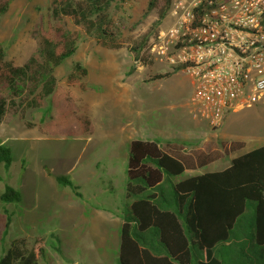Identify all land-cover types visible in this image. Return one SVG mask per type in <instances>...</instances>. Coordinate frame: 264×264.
Masks as SVG:
<instances>
[{"label": "rangeland", "instance_id": "374dc122", "mask_svg": "<svg viewBox=\"0 0 264 264\" xmlns=\"http://www.w3.org/2000/svg\"><path fill=\"white\" fill-rule=\"evenodd\" d=\"M74 1L86 6L92 0ZM147 3L93 0L83 15L73 16L63 13L57 0H9L0 14V45L5 59L28 67L19 94L4 93L7 109L0 121V141L11 148L12 162L7 170L0 167V194L9 184L19 190L21 201L0 198V254L14 239L24 237L31 242L35 235H41L47 255L39 264H118L113 259L119 236L115 225L125 212L122 180L127 179L128 136L154 132L150 127L164 132L195 131L188 115L190 87L177 95L169 92L174 81H185L186 73L145 81L169 66L152 56V67H144L130 51L136 37L157 19ZM98 14L109 18L113 41L104 42L99 35ZM168 20L166 16L160 21V29ZM49 25L63 30L75 45L72 56L53 66L54 86L69 91L79 109L91 118V133L59 135L40 129L54 113L50 94L44 92L47 54L40 33ZM75 62L87 71L85 90L68 83ZM133 66L135 70L130 72ZM202 124L206 148L229 152L233 141L248 134L260 139L247 142L244 150L264 144V97L227 112L219 127ZM236 154L228 153L195 174L222 169ZM58 174L79 185L82 196L58 184ZM175 180H182V176ZM4 208L13 211L7 228ZM96 212H101L100 218Z\"/></svg>", "mask_w": 264, "mask_h": 264}, {"label": "trees", "instance_id": "16d2710c", "mask_svg": "<svg viewBox=\"0 0 264 264\" xmlns=\"http://www.w3.org/2000/svg\"><path fill=\"white\" fill-rule=\"evenodd\" d=\"M92 1L86 6L74 0H57V3L63 13L75 16L83 15ZM170 2L148 0L147 8L156 11L157 19L130 47L135 61L144 67H152L155 61L149 54L148 44L160 29V21L167 16ZM8 3L9 0H0V14ZM97 18L99 35L104 42L113 41L115 35L109 18L100 14ZM40 33L47 54L44 92L50 94L54 110L40 129L59 135L91 133V118L79 109L69 91L54 86L51 75L54 65L72 56L75 45L57 26L49 25L40 29ZM27 68L5 59L0 45V121L7 109L5 91L12 96L19 94ZM180 68L155 72L145 81L168 78ZM72 69L68 83L85 90L86 69L79 62H75ZM134 70L133 66L130 72ZM240 144L235 141L230 147ZM212 157L206 156L204 163ZM190 158L189 155L177 158L155 139L129 141L127 201L120 227L119 264H264V144L232 158L223 169L175 181L185 167L192 165ZM11 162V148L0 141V167L7 170ZM55 180L81 196L78 186L67 175L58 174ZM0 198L4 202L21 200L19 190L9 184L4 185ZM3 210L7 228L13 211ZM46 255L43 236L35 235L31 242L20 237L12 240L9 247L2 248L0 264H39L40 258Z\"/></svg>", "mask_w": 264, "mask_h": 264}, {"label": "built area", "instance_id": "2783aa9c", "mask_svg": "<svg viewBox=\"0 0 264 264\" xmlns=\"http://www.w3.org/2000/svg\"><path fill=\"white\" fill-rule=\"evenodd\" d=\"M151 57L194 79L193 117L219 127L264 97V0H171Z\"/></svg>", "mask_w": 264, "mask_h": 264}, {"label": "crops", "instance_id": "0c3cea01", "mask_svg": "<svg viewBox=\"0 0 264 264\" xmlns=\"http://www.w3.org/2000/svg\"><path fill=\"white\" fill-rule=\"evenodd\" d=\"M178 73H180V71L175 72L171 76L176 75ZM185 75H186V76H184L185 81L184 82H181L179 80L174 81L172 86H170L169 92H171V94L177 95V93L186 89V86L190 87L191 95L188 98V106H189L188 115H189V119H190L189 120L190 126L192 128H194V130H195L194 133H190L188 130H182V129L164 132L165 130H160V129L150 127L152 130H154V132L149 130V131H146L145 133H143L144 135L143 134H140L139 136L135 135V134L129 135L128 136V144H129V141L131 139H134V138H141V139H145V140L155 139V140H158V142L160 144L164 145L165 149L167 151H169L171 154L175 155L177 158H182L183 156L189 155L191 157L190 159L192 161V165L185 167L182 174L177 176V177L182 176V179H184L188 176L198 175V173L195 174V172H198L199 169L204 168L206 165H209L213 162L221 161L222 159H224L225 155L228 153L233 155V154H236L235 152H237V154L234 156V157H236L242 153H245V152L257 147V146L262 145V144H257L254 146L249 145L248 150L247 149L244 150L243 148H245V144L247 142L249 143L253 139H257V138L260 139L259 136L248 134L246 137L239 138L236 140V142H240L241 144L238 147H236V146L233 147L232 151L223 152L220 148H216V147L206 148V144H205L206 131L204 130L202 122L206 123V124H207V122L204 119L193 117V111L196 108V104L193 101V91L195 88V84H194V79L191 76H189L188 74H185ZM178 105H176V106H178ZM172 107H173V105H172ZM146 130H148V129L146 128ZM233 142H235V141H233ZM172 146H174L177 149L179 148V149L178 150L169 149ZM215 153H217V155H215ZM208 155H212L213 157H212L211 161H209L208 163H204L205 161H203V160H205V157ZM234 157H232V158H234ZM127 158H128V156H127ZM199 161H202V162L200 163ZM225 164H227V165H224L223 168H225L226 166L229 165V163H225ZM217 170H219V169H217ZM210 171H213V170H210ZM126 181H127V179L125 181H124V179L122 180V185L124 186V188L126 187ZM175 181H177V180H175ZM75 185H77V184H75ZM77 186H78V189L81 188L79 185H77ZM20 197H21V193H20ZM126 201H127V198H126V192H125V201H124L125 208H126ZM125 208H124V210H125ZM94 214L96 216H98L99 218L102 215L101 212H96ZM123 215H124V213L122 214L121 217H119L117 219V222L115 225L117 228V232H118L119 236L116 235L117 253L113 255V259L117 260L118 264H119V246H120V227H121V224L123 222ZM118 238H119V240H118ZM55 247H56V249H58V246H55Z\"/></svg>", "mask_w": 264, "mask_h": 264}]
</instances>
